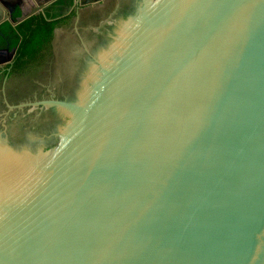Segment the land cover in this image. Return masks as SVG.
Masks as SVG:
<instances>
[{
  "label": "water",
  "instance_id": "1",
  "mask_svg": "<svg viewBox=\"0 0 264 264\" xmlns=\"http://www.w3.org/2000/svg\"><path fill=\"white\" fill-rule=\"evenodd\" d=\"M111 38L17 105L60 112L52 146L0 133V264H264V0H139Z\"/></svg>",
  "mask_w": 264,
  "mask_h": 264
},
{
  "label": "flooded vegetation",
  "instance_id": "2",
  "mask_svg": "<svg viewBox=\"0 0 264 264\" xmlns=\"http://www.w3.org/2000/svg\"><path fill=\"white\" fill-rule=\"evenodd\" d=\"M138 1L76 0L71 5L66 1L57 3L59 17L72 11L75 14L67 25L55 30L51 54L44 56L39 68L32 73L8 75L14 57L10 62L0 64V133L12 146L31 147L40 140L44 149L53 145L50 140L56 139L55 132L64 124L60 112L51 108L27 110L29 105L21 108L17 105L28 100L78 96L90 53L108 48L113 28L119 20L135 12ZM66 6L73 8L66 15H61ZM2 58L7 59L6 49H0V60ZM18 79L29 80L19 83Z\"/></svg>",
  "mask_w": 264,
  "mask_h": 264
},
{
  "label": "trees",
  "instance_id": "3",
  "mask_svg": "<svg viewBox=\"0 0 264 264\" xmlns=\"http://www.w3.org/2000/svg\"><path fill=\"white\" fill-rule=\"evenodd\" d=\"M65 1L71 5L74 0H57L44 12L36 13L15 26L8 21L0 24V49L9 51L16 49L12 63L9 65L8 75L16 72H35L44 56L51 54L55 30L67 25L75 14L72 11L69 15L58 16V7L55 4ZM21 15V10L16 8L12 18L17 20Z\"/></svg>",
  "mask_w": 264,
  "mask_h": 264
},
{
  "label": "crops",
  "instance_id": "4",
  "mask_svg": "<svg viewBox=\"0 0 264 264\" xmlns=\"http://www.w3.org/2000/svg\"><path fill=\"white\" fill-rule=\"evenodd\" d=\"M51 0H4V4L6 5H2L0 4V17H2L3 15H5V9H7V7L10 9L11 8V2L13 4L12 8L13 10H15L16 8H19L21 10L22 13H26L28 11H30L34 6H36L39 3H48Z\"/></svg>",
  "mask_w": 264,
  "mask_h": 264
}]
</instances>
